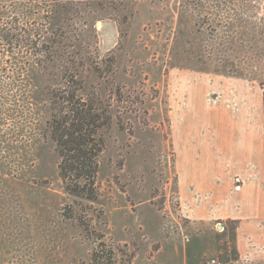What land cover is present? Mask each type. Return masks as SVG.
Returning <instances> with one entry per match:
<instances>
[{
  "label": "rangeland",
  "instance_id": "1",
  "mask_svg": "<svg viewBox=\"0 0 264 264\" xmlns=\"http://www.w3.org/2000/svg\"><path fill=\"white\" fill-rule=\"evenodd\" d=\"M47 9L0 0V27L17 29L11 45L0 37V264H89L99 235L115 264L221 262L215 253H230L231 236L199 225L198 204L176 193L174 141L194 128L190 107L221 108L240 132H263L264 0H62ZM25 37L54 46L52 61L41 64ZM70 76L80 95L108 100L112 118L96 210L79 205L91 239L62 216L73 200L46 127L49 93Z\"/></svg>",
  "mask_w": 264,
  "mask_h": 264
},
{
  "label": "crops",
  "instance_id": "2",
  "mask_svg": "<svg viewBox=\"0 0 264 264\" xmlns=\"http://www.w3.org/2000/svg\"><path fill=\"white\" fill-rule=\"evenodd\" d=\"M197 99L204 98L193 95L190 102ZM185 118L194 128L182 129L183 138L174 141L176 193L198 204L199 225L213 228L222 239L231 236L230 253H215L220 264L264 263V130L240 132L221 108L190 107ZM249 174L253 178L235 190L234 179ZM181 264L203 263L184 257Z\"/></svg>",
  "mask_w": 264,
  "mask_h": 264
},
{
  "label": "trees",
  "instance_id": "3",
  "mask_svg": "<svg viewBox=\"0 0 264 264\" xmlns=\"http://www.w3.org/2000/svg\"><path fill=\"white\" fill-rule=\"evenodd\" d=\"M61 1L43 0L48 8L46 13H54ZM9 29L17 30L15 26L0 27V37L11 45L17 38L15 33H9ZM58 38L59 35H56L55 39ZM28 39L32 55L38 57L41 64L52 61L54 46L39 45L30 37ZM28 39L25 37L24 40L28 42ZM55 39L52 44L56 43ZM56 81L60 83H56L49 93L50 116L46 127L58 156L57 175L64 193L73 200L72 205L62 209V216L77 225L87 239H91V232L94 231L85 222L87 215H80L79 205L85 202L89 205L88 210H96L92 206L98 198L99 162L105 150L106 132L112 123L110 103L108 100L104 102L98 95H80L81 88L77 87L74 76ZM100 240L102 235L94 242L96 245L90 254L89 264H115L112 246L106 245L105 249Z\"/></svg>",
  "mask_w": 264,
  "mask_h": 264
},
{
  "label": "built area",
  "instance_id": "4",
  "mask_svg": "<svg viewBox=\"0 0 264 264\" xmlns=\"http://www.w3.org/2000/svg\"><path fill=\"white\" fill-rule=\"evenodd\" d=\"M247 178V179H246ZM245 179H241L239 177H236L234 179V189L235 190H239L240 189V186L243 184L244 181H247V180H250L251 178H253V176L251 174H249L248 177H246ZM209 264H220V263H217L215 260H211L209 262Z\"/></svg>",
  "mask_w": 264,
  "mask_h": 264
}]
</instances>
